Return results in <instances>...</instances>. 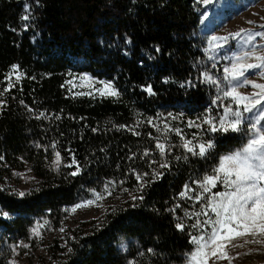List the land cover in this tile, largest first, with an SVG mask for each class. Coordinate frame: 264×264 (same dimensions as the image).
<instances>
[{"label":"trees","instance_id":"trees-1","mask_svg":"<svg viewBox=\"0 0 264 264\" xmlns=\"http://www.w3.org/2000/svg\"><path fill=\"white\" fill-rule=\"evenodd\" d=\"M211 9L202 0H0V210L9 214L0 216V264L27 252L17 244L38 247L34 227H58L65 206L105 184L117 196L110 208L65 246L57 240L47 246L37 264H184L192 250L187 231L176 228L184 185L248 139L245 126L227 134L187 126L222 109L216 98L225 62L208 58L206 50ZM206 72L219 87L204 79ZM82 73L111 81L120 96L79 95L70 80ZM41 112L45 117L37 118ZM164 121L188 139L214 138L216 148L207 159L177 161L185 154L178 138L161 157L154 138ZM73 156L82 169L76 176L70 175L75 166H66ZM165 159L171 168L140 190L132 169L151 173ZM22 182L27 187L16 190Z\"/></svg>","mask_w":264,"mask_h":264},{"label":"snow or ice","instance_id":"snow-or-ice-1","mask_svg":"<svg viewBox=\"0 0 264 264\" xmlns=\"http://www.w3.org/2000/svg\"><path fill=\"white\" fill-rule=\"evenodd\" d=\"M38 2V0H37ZM212 0H202V3L209 4ZM27 14L22 17L27 21L30 19L31 13L27 11ZM252 23V21H249ZM264 27V26H262ZM255 37H264V32H252L248 29H240L237 32L229 33L225 36H212L210 37V45L212 50L219 51L223 48L230 39H241L245 45L251 44L253 51H245L243 56H235L233 62L229 66H225L223 69L224 81L227 82V90H222L223 97L230 99L236 108L233 109L231 104H224L223 114L219 116L205 115L204 117H198L200 121H189L188 127L203 128L207 125L206 131L209 133H236L242 130L244 124L243 113H252L258 107L264 105V83H257L252 80H248L246 74L252 69H264V54H257L255 51L254 40ZM223 43H220V42ZM127 43H131L130 40H126ZM155 51L159 53L161 51L158 45L155 46ZM254 57L257 62H246V58ZM13 72H18V67L13 66ZM206 81H211L219 87L220 81L213 80V77L207 72L203 73ZM86 78V77H85ZM20 79V75H17V80ZM103 87L97 89L100 95L105 97H119L120 92L116 89L111 81L101 82ZM241 85H251L253 88L259 89L256 93H243L239 91ZM14 85H9L13 87ZM144 90L149 94H154L151 85L143 86ZM8 89H5L7 91ZM84 95L85 93H78ZM91 94V93H88ZM2 95V93H0ZM217 100L221 97L217 96ZM216 101H213L215 104ZM4 105V101L0 100V107ZM242 108V111H241ZM209 113L211 109L208 110ZM171 115V114H169ZM261 119H264V107L261 108L259 113ZM45 117V113L41 112L37 118ZM59 119V117H56ZM175 117H173L174 119ZM152 123L151 120L148 121ZM119 127H126L120 125ZM153 127L157 125L153 124ZM159 130V128H158ZM96 131V129H93ZM134 131V130H133ZM174 132L179 135L183 140L180 147L184 150L183 156H176L175 160L187 161L189 155L207 159L211 152L216 148V141L214 138L201 139L197 138L195 141L188 139L184 136L182 129L172 128L165 124L163 129V142L161 138L155 139V148L158 150L161 157L168 156L173 148V145L167 143L168 137L166 133ZM139 135L140 133L134 132ZM151 133L149 136L151 137ZM194 136H199L198 133H194ZM55 147V144L52 145ZM150 150L145 149L143 156H149ZM55 160L52 162L55 168L61 166V154L55 153ZM135 153L129 157L133 159ZM156 161H151L150 167L156 164ZM67 167L75 166V171L70 175H79L82 171L79 162L73 156L72 163L66 165ZM171 162L165 159L164 163H160L158 168H153L151 173L137 172L132 169V172L136 175V179L139 182L140 190H143L145 186L149 185L157 179H161L164 176V172L160 169H170ZM150 180H146L145 177H149ZM110 184H114L115 181H109ZM192 184L198 185L201 189L194 199L200 202L201 212L195 213L197 222L192 224V228H199L201 230L200 235H192L191 243L196 247L188 255L189 264H215L216 261H228L231 264L233 259L228 255L227 248L238 247L233 243L239 237L246 235L255 236L257 234H264V125H261L259 121L252 122L248 127V139L246 144L241 148L230 152L228 154L219 157L218 163L215 167L206 172L202 178L193 180ZM218 185H222L225 191L212 192V189ZM96 200L102 199L103 196L100 192L92 190ZM196 192L195 188H192L189 184L184 185V191L180 193L182 197H187L189 192ZM105 192L111 194L108 189V184H105ZM207 194V195H206ZM20 196H24V192L19 193ZM133 200L143 199V196L132 197ZM95 203V200H86L73 206L72 211L85 206H90ZM135 207V205H133ZM8 213L0 210V216L8 217ZM186 215H189L186 213ZM200 216H204L205 219L201 221ZM47 224V221L44 222ZM44 225H38L34 227L31 232L32 235L40 237V229ZM176 228L184 230L185 225L183 223H177ZM64 231L63 228L60 229ZM247 242V241H246ZM258 242V241H251ZM15 247H28L26 244H17ZM121 248H125L122 244ZM71 252V249H69ZM148 252H153V249H148ZM141 255H143L141 253ZM9 264H16L15 260L9 262ZM132 264V262H129Z\"/></svg>","mask_w":264,"mask_h":264},{"label":"rangeland","instance_id":"rangeland-1","mask_svg":"<svg viewBox=\"0 0 264 264\" xmlns=\"http://www.w3.org/2000/svg\"><path fill=\"white\" fill-rule=\"evenodd\" d=\"M210 4L212 9L211 12H209V19L205 22L206 25L212 29L210 37L225 36L229 33L237 32L242 28L251 30L252 32H264V27H262L264 26V0H212ZM227 9H232L236 12H234L230 16H226L225 10ZM249 21H252V23H249ZM220 43L223 42L221 41ZM232 44H234L235 47L231 51L230 55H228L227 51L230 49V46ZM254 44L257 54H264V37H255ZM206 50L208 58L214 59L215 62H225L223 66L224 69L225 66H229L233 62V58L235 56H243L245 51H253V46L251 44L245 45L241 39H230L223 48L219 49V51L212 50L210 43L208 47H206ZM246 62L255 63L257 61L254 57H248L246 58ZM246 77L248 80H252L257 83H264V69H252L249 71V73L246 74ZM70 81L71 87L74 91L78 93H85L84 95L93 97L102 96L99 94V92H97V89H101L103 87V84L101 82H107L106 80L96 79L87 73H82L78 76H74ZM227 88L228 84L223 79V83L220 86L221 98L223 100L222 105L231 104L233 109H235L236 105L230 99H225L223 97L222 90H227ZM238 90L243 93H256L260 91L259 89L253 88L251 85H241ZM262 107H264V105L255 109L252 113H243V126H245L247 130L249 125L252 122H256L257 120L261 125H264V119H261L259 116ZM222 114L223 107L220 111V115ZM165 124H167L165 121L160 122L159 127V138H161L162 142L164 135L163 129L165 127ZM166 135L168 137L167 143L171 145H174L176 143L175 139H181V137L179 135H176L174 132H168L166 133ZM192 140L195 141L196 139ZM27 185L28 184L22 182L16 185L15 189L22 191L27 187ZM189 185L192 188H195L196 192L190 191L187 197H182L181 195L179 196V207L181 215L177 220L178 223H183L185 225L184 230L187 231L191 240L192 235L201 234V230L199 228L191 227L192 224H195L197 222L195 213L201 212L200 202H197L194 199V196L198 192H200L201 189L198 185L192 184V181ZM108 189L111 193L110 195L105 192V187L101 190H96L97 192H100L102 194V199L96 200L92 191L95 189H91L75 203L65 206L63 208L65 215L61 224L56 228L46 227L44 229H40L42 235L38 237V247H26V253L16 254V256L12 260H15L16 264H37L41 257L46 256L47 246H50L51 248V245H53L56 240L59 246L63 247L65 246L67 239L70 238L73 234L90 229L93 225V222L103 216V214L110 208L113 201L117 197L112 188L108 186ZM216 191H225V189L222 185H218L216 188L212 189V192ZM86 200H95V203L90 206L81 207L74 212L72 211L74 205ZM186 213H188L189 215H186ZM199 219L203 221L205 217L200 216ZM61 228L64 229L63 232L60 231ZM253 240L258 242H251ZM233 243L241 246H228V255L233 258L231 260V264H264V234H257L255 236L246 235L244 237H239L234 240ZM191 245L192 252L194 251L196 246L193 243H191ZM185 258L186 259L184 261V264H189L188 255ZM215 264H228V261H216Z\"/></svg>","mask_w":264,"mask_h":264}]
</instances>
